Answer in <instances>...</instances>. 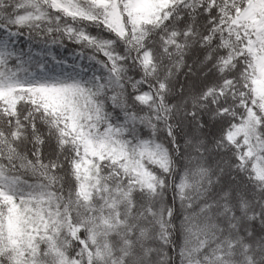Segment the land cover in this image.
Instances as JSON below:
<instances>
[{
    "label": "snow or ice",
    "instance_id": "1",
    "mask_svg": "<svg viewBox=\"0 0 264 264\" xmlns=\"http://www.w3.org/2000/svg\"><path fill=\"white\" fill-rule=\"evenodd\" d=\"M0 264H264V0H0Z\"/></svg>",
    "mask_w": 264,
    "mask_h": 264
}]
</instances>
